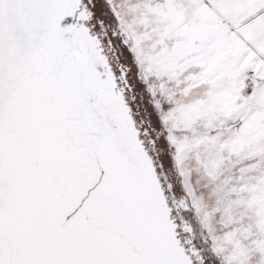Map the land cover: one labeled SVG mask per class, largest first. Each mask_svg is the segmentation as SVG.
Instances as JSON below:
<instances>
[{
	"label": "snow or ice",
	"instance_id": "snow-or-ice-1",
	"mask_svg": "<svg viewBox=\"0 0 264 264\" xmlns=\"http://www.w3.org/2000/svg\"><path fill=\"white\" fill-rule=\"evenodd\" d=\"M0 264H264V0H0Z\"/></svg>",
	"mask_w": 264,
	"mask_h": 264
}]
</instances>
